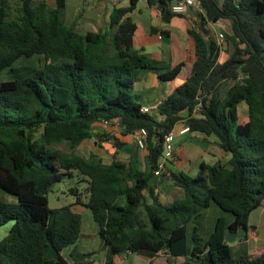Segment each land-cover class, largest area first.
Returning a JSON list of instances; mask_svg holds the SVG:
<instances>
[{
	"label": "trees",
	"instance_id": "1",
	"mask_svg": "<svg viewBox=\"0 0 264 264\" xmlns=\"http://www.w3.org/2000/svg\"><path fill=\"white\" fill-rule=\"evenodd\" d=\"M136 1L113 4L103 29L81 31L65 22V0H20L16 17L9 15L11 0H0V73L12 77L0 79V188L17 197L15 203L0 200V226L12 222L0 240V264H93L92 252L72 251L71 261L61 254L80 234L78 203L90 210L110 264L114 255L128 253L146 264L160 253L172 259L168 264H264V242L240 252L224 240L226 227L246 228L240 241L255 236L248 216L264 206V0H198V29H187L195 55L190 74L150 113L140 110L134 93L140 71L168 81L182 63L171 68L134 46ZM173 1L145 0L165 24L181 15L171 11ZM220 20L230 27L221 62L222 46L208 27ZM20 65L22 75L15 72ZM240 103L247 107L243 121ZM109 119H118L123 135L147 130L148 171L135 160L114 155L106 163L93 152H77L86 139L110 136L95 131ZM178 122L213 135L228 158L201 162L189 175L171 169L173 154L159 176L182 196L166 201L150 179L163 137ZM73 171L86 183L85 198L50 209L48 193ZM211 203L232 218L218 216L203 240L190 223Z\"/></svg>",
	"mask_w": 264,
	"mask_h": 264
},
{
	"label": "crops",
	"instance_id": "2",
	"mask_svg": "<svg viewBox=\"0 0 264 264\" xmlns=\"http://www.w3.org/2000/svg\"><path fill=\"white\" fill-rule=\"evenodd\" d=\"M44 1L49 4L54 2V0ZM129 2L130 0H127V3L121 4V0H112V3L111 0H65V22L74 24L76 28L81 31H97L105 27L113 4L125 6L128 5ZM130 14L136 23V30L133 35V44L136 48H142L151 58L165 61L171 68L182 63L180 71L172 80H160L153 71H143L141 77L138 76L139 88H136L137 92L135 93L138 96V101L141 105L151 106L154 103H159L163 98L169 95L178 85L183 83L190 74L195 55L193 43L187 33V29H198L199 17L196 14L195 7H189L185 13L180 16L172 17L170 22L165 24L161 21L157 9L148 6L145 0H137L135 8ZM208 27L210 33L216 38L217 34L220 32L218 27H216L214 23H209ZM224 51L225 50L220 51L219 61L225 56ZM181 115L186 116V111L181 112ZM240 121L243 120L240 119ZM99 126L102 128V131H100L101 133L107 132L110 134L108 138H102V140L106 141L101 142L100 145L102 152L99 156L103 158L104 162H110L114 155L116 158L125 161L126 157L121 156L127 154L129 156L127 158L129 159L125 162L135 160L145 171L149 170L146 152L140 149V151H142V153H140V159L134 154L139 148L136 146L131 134L123 135L121 134L120 128L112 126L106 127L102 124H97L95 127ZM182 127L183 123L178 122L172 129L175 132L174 155L176 156L174 157L173 164L168 163L169 166H172V170L183 171L189 175L193 173V175H195L200 168L201 162L212 164L218 161L225 162L227 160V154L217 145L216 138L213 137V135H205L198 131H188L184 134H179V130L182 129ZM113 137L123 141L124 144L121 147L113 144ZM86 141L87 139L83 142ZM133 148L137 150L133 152ZM166 181L168 184H171L170 180L167 178L161 179L160 176L153 175L150 179V185H156L158 189H161V184ZM162 198L166 200L163 190ZM0 200L8 203L17 202L16 197L6 193L0 194ZM218 216H223L226 221H230L232 218V216L227 218L222 214ZM10 225L11 224L8 223L4 226H0V240L8 233ZM256 233L257 234L250 239L242 241L235 240L230 244H237L240 252H249L264 242L263 239L261 242L258 241L249 246L250 240L258 236L259 230H257V227ZM155 257L152 258L153 264H156L154 262ZM89 259L93 260V264H104L103 262L96 261L93 254H91ZM113 261L114 259L112 258V264H114ZM146 262L147 261L144 263L146 264Z\"/></svg>",
	"mask_w": 264,
	"mask_h": 264
},
{
	"label": "rangeland",
	"instance_id": "3",
	"mask_svg": "<svg viewBox=\"0 0 264 264\" xmlns=\"http://www.w3.org/2000/svg\"><path fill=\"white\" fill-rule=\"evenodd\" d=\"M37 2L38 0H34ZM19 3L20 0H11L10 5H9V15L11 17H16L19 14ZM112 3V0H111ZM127 3V0H121V4ZM68 22V21H67ZM216 27L220 30V32L223 33V38H222V50H225V33L230 32V27H229V21L228 20H221L220 22L214 23ZM224 55L220 61L225 60L227 57V53L224 51ZM28 62L22 64L26 65ZM18 66L15 69L16 74L22 75L26 72V69H24V66ZM143 71H140L139 77H141V73ZM139 77L136 78L135 81V87H134V93L137 92L136 88H139L138 85V79ZM7 78H12L11 74H9L8 70L2 71L0 73V79H7ZM170 83V82H169ZM226 84H224L225 86ZM137 95V94H136ZM138 97V96H137ZM139 100V99H137ZM142 102V101H141ZM238 110H239V115L241 120H245L247 117V107L245 106L244 103H240L238 105ZM95 131L99 132L102 131V128L95 127ZM106 140H99L97 136H94L93 138L87 139L86 142H83L81 146L77 149V152L79 154H82L84 156L88 155L90 152H93L97 155H100L102 152L101 148V142H105ZM61 149H66V144L61 143L59 145ZM136 148V147H135ZM133 148L132 151H136L137 149ZM142 151L137 150L134 154L136 157H141ZM121 157H126L127 161L129 157L127 154ZM170 167H172L170 165ZM190 175H193L191 173ZM82 179L81 176L77 174L76 171H73V177L70 178H63L60 182L56 183L53 187L52 190L48 193V206L50 209H55L64 205L72 204L75 203L77 200V197L80 196V199L85 198L86 194V183L85 181H78ZM71 188H73L71 190ZM161 189L164 192V196L166 197V200L170 201L173 200L175 197H180L182 196V191L178 189L177 187L173 186L172 184H168V182H164L161 184ZM1 193H6L10 196L16 197V195L5 191L4 189L0 188V194ZM17 198V197H16ZM6 202V201H5ZM74 210L80 213L81 215V230L80 234L77 238V240L65 247L62 251L61 254L71 261L69 254L74 251V252H80V253H88L92 252L93 257L96 261L98 262H104L105 258V248L103 247L102 241L99 238L98 232H97V225L92 219L91 212L88 208H85L82 204H74ZM219 214L224 215L225 217H231L230 212H226L221 210L215 203H211V205L204 209L201 216L195 220V222H191L190 226L192 225H197L198 226V234L199 236L204 240L212 231L213 229V224L215 219ZM11 222V221H10ZM10 222H7L6 224H11ZM197 222V223H196ZM248 222L250 224H253L257 227V230H259L258 236H256L254 239L250 240L249 246H251L254 243H257L258 241L261 242V240L264 239V207H259L255 210H253L249 216H248ZM5 224H3L4 226ZM191 231H189L190 233ZM257 234V233H256ZM233 247H236V244ZM52 250H48V253H51ZM53 254V253H52ZM114 264H145L144 258L141 256H138L137 254L129 253V254H119L117 256L113 257ZM172 261V259H168V256L165 254L160 253V255L155 257V263L156 264H168Z\"/></svg>",
	"mask_w": 264,
	"mask_h": 264
},
{
	"label": "built area",
	"instance_id": "4",
	"mask_svg": "<svg viewBox=\"0 0 264 264\" xmlns=\"http://www.w3.org/2000/svg\"><path fill=\"white\" fill-rule=\"evenodd\" d=\"M189 7L199 8L200 3L198 0H174L171 5V11L176 14H183L188 10ZM157 11L159 12L158 9ZM222 38H223V33L219 32L216 36V40L220 46H222ZM239 78H241V76ZM157 105L158 103H154L151 106L141 105L140 110L142 112L150 113L156 109ZM195 110H197V108ZM101 124L106 127L112 126V127L120 128L118 119L103 120ZM188 131H189V127L186 124H183L182 129L179 130V134H184ZM147 134H148L147 130L143 127L138 128L131 133V136L136 146L139 149H143L145 147L147 142ZM174 137H175V132L173 130L166 133L163 137V145H164L163 155L154 171L155 176H159L161 171H163L164 168L167 166L168 161L172 159V156L174 154ZM112 142L114 144V140Z\"/></svg>",
	"mask_w": 264,
	"mask_h": 264
},
{
	"label": "water",
	"instance_id": "5",
	"mask_svg": "<svg viewBox=\"0 0 264 264\" xmlns=\"http://www.w3.org/2000/svg\"><path fill=\"white\" fill-rule=\"evenodd\" d=\"M51 186H53V185H51ZM246 233H247V230L244 227H241V228H239V229H237L235 231L231 230L229 227H226L225 230H224V240L227 243H232L235 240H239V239L245 238ZM104 264H110V263L109 262H105Z\"/></svg>",
	"mask_w": 264,
	"mask_h": 264
}]
</instances>
